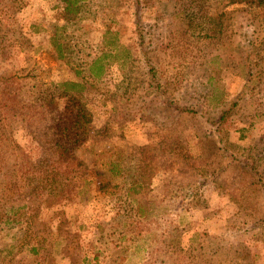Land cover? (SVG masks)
<instances>
[{
    "label": "rangeland",
    "instance_id": "rangeland-1",
    "mask_svg": "<svg viewBox=\"0 0 264 264\" xmlns=\"http://www.w3.org/2000/svg\"><path fill=\"white\" fill-rule=\"evenodd\" d=\"M0 264H264V0H0Z\"/></svg>",
    "mask_w": 264,
    "mask_h": 264
},
{
    "label": "trees",
    "instance_id": "trees-1",
    "mask_svg": "<svg viewBox=\"0 0 264 264\" xmlns=\"http://www.w3.org/2000/svg\"><path fill=\"white\" fill-rule=\"evenodd\" d=\"M84 117L81 111L72 112L69 114L67 119L60 120L59 123H56V129L59 130V139L56 141L60 151L61 161L73 162L72 151L78 145L80 139L77 137V132L79 126L82 125V118ZM76 136V137H75Z\"/></svg>",
    "mask_w": 264,
    "mask_h": 264
}]
</instances>
